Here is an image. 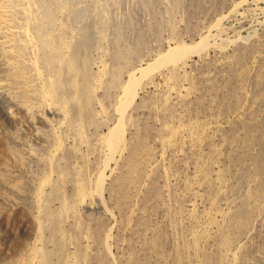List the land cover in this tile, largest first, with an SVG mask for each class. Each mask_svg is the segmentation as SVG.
Masks as SVG:
<instances>
[{"label":"rangeland","instance_id":"1","mask_svg":"<svg viewBox=\"0 0 264 264\" xmlns=\"http://www.w3.org/2000/svg\"><path fill=\"white\" fill-rule=\"evenodd\" d=\"M0 15V264H264V0ZM201 38L142 79L111 153L124 80Z\"/></svg>","mask_w":264,"mask_h":264},{"label":"bare ground","instance_id":"2","mask_svg":"<svg viewBox=\"0 0 264 264\" xmlns=\"http://www.w3.org/2000/svg\"><path fill=\"white\" fill-rule=\"evenodd\" d=\"M235 8H236V6H235ZM1 16L2 15H0V17ZM209 34H211V33H209ZM202 39L203 38H201V41L200 40L197 41L196 44H193L192 43V45H177V46L169 47V48L165 49L164 51H162L161 53H159V55L157 57H155L152 61L150 60V62L146 63L145 66H138V67H136L134 69V73H130L128 75L127 79L124 80V82L121 85V94L122 95L120 96L121 97L120 98V102H119L118 107H117V110H118V112L120 114V117H119V119L117 120V122L112 127H109L108 128L107 133H106V136H105L106 146H107L108 150L111 153L116 152V150L118 148V145L120 143L122 144L121 141H122V134H123V128H124V121H125L124 120L125 118L123 116H124V114L126 112V107L129 104H131L132 101H134L135 96H137V91L140 88H142V79H144V78L150 79L149 76L152 75V74H154V72L159 71L162 67L167 66V65H176L178 62L180 63L181 61H183L186 57H189L191 55H195V53H198L199 50H200L199 49V46H201L202 43L205 41V40L203 41ZM203 46H204V44L201 47L202 49H203ZM66 67H67V69L69 71H76V67L73 64V61L72 60H70V61H68L66 63ZM162 70H163V68H162ZM135 72L138 73V76L135 75ZM71 85L73 86V89L78 92V87L76 86V84H73L72 83ZM166 143H164V144H166ZM112 156H113V154H112ZM102 180H103V176L102 175H99L98 182H97V186H96V189L94 188V190H97L100 187L101 188L103 187V184L102 183L104 181L102 182ZM80 188L81 189L84 188L83 184H81V187ZM101 192H102V190H101ZM38 229L40 230L41 229V226L38 227ZM42 253H41V256L40 257L43 259L44 262H46L47 261V258L44 255L45 253L44 254H42Z\"/></svg>","mask_w":264,"mask_h":264}]
</instances>
